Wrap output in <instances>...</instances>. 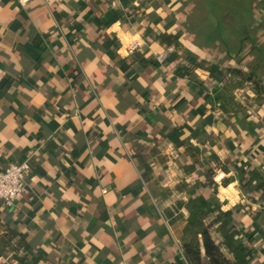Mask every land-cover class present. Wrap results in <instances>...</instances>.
I'll return each instance as SVG.
<instances>
[{
  "label": "crops",
  "instance_id": "obj_1",
  "mask_svg": "<svg viewBox=\"0 0 264 264\" xmlns=\"http://www.w3.org/2000/svg\"><path fill=\"white\" fill-rule=\"evenodd\" d=\"M235 1L0 0V170L31 167L0 264H191L196 197L264 264V0Z\"/></svg>",
  "mask_w": 264,
  "mask_h": 264
},
{
  "label": "trees",
  "instance_id": "obj_2",
  "mask_svg": "<svg viewBox=\"0 0 264 264\" xmlns=\"http://www.w3.org/2000/svg\"><path fill=\"white\" fill-rule=\"evenodd\" d=\"M235 1V0H233ZM217 6L213 5L215 9ZM225 8V6H224ZM224 17L225 20H229V23L238 22L240 17L239 6L232 2L229 6ZM213 12V10H209ZM237 15V18L236 16ZM225 24V22H224ZM243 28V27H242ZM241 28V30H243ZM244 33V32H243ZM251 39V38H250ZM246 38H243L242 43H245ZM250 52L253 48L250 47ZM257 55H262L257 51ZM246 80L254 87L257 93H261L262 82L257 80L255 77H247ZM189 219L185 229V237L183 239V249L187 258L191 261V264H230L219 245H217L205 224L207 217L205 207L200 198H194L189 204ZM201 247L204 249V257H202Z\"/></svg>",
  "mask_w": 264,
  "mask_h": 264
},
{
  "label": "built area",
  "instance_id": "obj_3",
  "mask_svg": "<svg viewBox=\"0 0 264 264\" xmlns=\"http://www.w3.org/2000/svg\"><path fill=\"white\" fill-rule=\"evenodd\" d=\"M27 3L30 0H21ZM142 45V40L137 39L126 48V54H134ZM163 55L159 56L161 59ZM31 170L27 161L9 163L4 169L0 170V205L12 209L16 202L22 198L27 191L26 176Z\"/></svg>",
  "mask_w": 264,
  "mask_h": 264
}]
</instances>
